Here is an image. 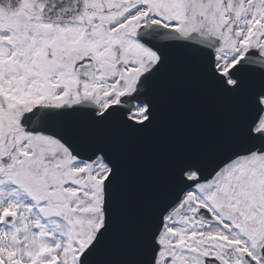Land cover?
Masks as SVG:
<instances>
[{
	"label": "snow or ice",
	"instance_id": "snow-or-ice-1",
	"mask_svg": "<svg viewBox=\"0 0 264 264\" xmlns=\"http://www.w3.org/2000/svg\"><path fill=\"white\" fill-rule=\"evenodd\" d=\"M187 74L243 108L227 146L169 155L137 264H264V0H0V264H105L114 134Z\"/></svg>",
	"mask_w": 264,
	"mask_h": 264
},
{
	"label": "water",
	"instance_id": "water-1",
	"mask_svg": "<svg viewBox=\"0 0 264 264\" xmlns=\"http://www.w3.org/2000/svg\"><path fill=\"white\" fill-rule=\"evenodd\" d=\"M157 128L139 137L116 132L123 161L120 227L104 253L105 264H137L143 258L139 232L151 200L167 191L166 161L176 151L227 146L235 135L240 100L218 97L194 74L162 90Z\"/></svg>",
	"mask_w": 264,
	"mask_h": 264
}]
</instances>
